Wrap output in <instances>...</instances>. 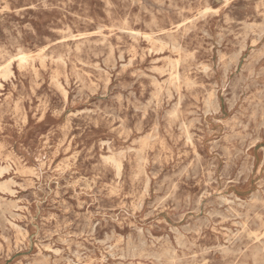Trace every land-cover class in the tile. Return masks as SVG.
<instances>
[{
	"label": "rangeland",
	"instance_id": "1",
	"mask_svg": "<svg viewBox=\"0 0 264 264\" xmlns=\"http://www.w3.org/2000/svg\"><path fill=\"white\" fill-rule=\"evenodd\" d=\"M0 69V264H264V0H0Z\"/></svg>",
	"mask_w": 264,
	"mask_h": 264
},
{
	"label": "bare ground",
	"instance_id": "2",
	"mask_svg": "<svg viewBox=\"0 0 264 264\" xmlns=\"http://www.w3.org/2000/svg\"><path fill=\"white\" fill-rule=\"evenodd\" d=\"M205 12V11H204ZM179 28V27H178ZM173 43V42H172ZM177 43V42H176ZM177 45V44H176ZM173 46H175V45H173ZM177 47V46H176ZM19 57H21V56H19ZM14 60V59H13ZM8 64V63H7ZM5 66V65H4ZM4 66H2V67H4ZM20 67V66H19ZM1 70V69H0ZM67 97V96H66ZM171 115V114H170ZM4 170V169H3ZM259 200V199H258ZM11 224H13V223H11ZM17 225V224H16ZM17 228H18V226H17ZM19 230H21V229H19ZM251 234V233H250ZM23 237V236H22ZM252 238V237H251ZM260 238V237H259ZM4 240H5V238H4ZM259 240V239H258ZM112 248V247H111ZM50 250V249H49ZM157 257V256H156ZM40 264V263H39Z\"/></svg>",
	"mask_w": 264,
	"mask_h": 264
}]
</instances>
